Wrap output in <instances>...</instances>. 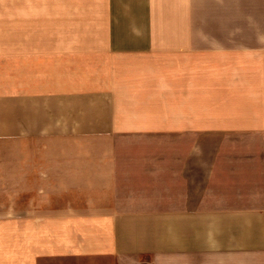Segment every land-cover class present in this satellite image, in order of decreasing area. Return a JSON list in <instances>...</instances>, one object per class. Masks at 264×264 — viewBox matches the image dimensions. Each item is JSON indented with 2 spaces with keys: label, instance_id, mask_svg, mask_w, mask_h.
<instances>
[{
  "label": "crops",
  "instance_id": "1",
  "mask_svg": "<svg viewBox=\"0 0 264 264\" xmlns=\"http://www.w3.org/2000/svg\"><path fill=\"white\" fill-rule=\"evenodd\" d=\"M35 3L0 0L45 118L0 46V264H264V0Z\"/></svg>",
  "mask_w": 264,
  "mask_h": 264
},
{
  "label": "rangeland",
  "instance_id": "2",
  "mask_svg": "<svg viewBox=\"0 0 264 264\" xmlns=\"http://www.w3.org/2000/svg\"><path fill=\"white\" fill-rule=\"evenodd\" d=\"M36 2L35 6L37 7V0H27ZM32 6L34 4H31ZM37 12V9H36ZM37 19H38V13H37ZM37 27H38V20H37ZM21 40V42H20ZM22 43L23 45L28 46L27 50V58H29V67L28 69L24 70V73H28L30 75L31 80V88H32V98H31V104L33 108V119L35 126L40 125L42 123L45 124V118H44V103H43V88H42V73H41V57H40V42H39V27L38 29L29 30V35L26 37L23 36L22 38L19 37H8L5 39H0V46L1 49L11 46V45H19ZM6 57L8 55H5ZM3 55H0V60L3 57L6 58ZM25 57V53H24ZM11 71L10 69L5 72L4 70H0V77H3L6 73ZM21 72V70H20ZM45 110L50 111L49 118L56 121L57 113L55 114L56 109L48 108V104H45ZM48 117V116H46Z\"/></svg>",
  "mask_w": 264,
  "mask_h": 264
}]
</instances>
